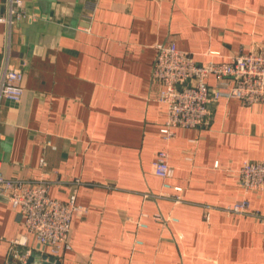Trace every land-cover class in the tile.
Masks as SVG:
<instances>
[{
	"label": "crops",
	"instance_id": "0c3cea01",
	"mask_svg": "<svg viewBox=\"0 0 264 264\" xmlns=\"http://www.w3.org/2000/svg\"><path fill=\"white\" fill-rule=\"evenodd\" d=\"M7 2L0 0V17ZM25 10L10 35L0 22V77L6 59L24 72L21 99L0 98L3 171L45 179L63 201L79 178L77 202L85 208L73 215L70 249L52 255L31 235L35 257L264 264V221L226 210L248 198L251 212L264 214V192L246 195L238 180L244 160H264V101L221 98L208 124L176 128L167 140L162 85L151 75L159 42L174 41L201 63L258 49L264 0H26ZM160 150L169 153V181L182 187L181 202L158 196ZM26 233L19 212L0 197V261L11 239Z\"/></svg>",
	"mask_w": 264,
	"mask_h": 264
},
{
	"label": "built area",
	"instance_id": "2783aa9c",
	"mask_svg": "<svg viewBox=\"0 0 264 264\" xmlns=\"http://www.w3.org/2000/svg\"><path fill=\"white\" fill-rule=\"evenodd\" d=\"M26 0H8L7 11L0 17L9 27L28 16ZM156 55L152 64V80L162 88L159 100L166 105L167 120L161 128L165 139L175 135L176 128H199L209 123L212 105L221 98H239L246 104L264 101V45L248 53L233 55L229 61L210 60L198 62L176 42H159L155 45ZM215 76L216 83L210 85L208 78ZM24 72L9 64L6 59L0 77V98L18 101L23 96ZM45 165V159L41 160ZM153 172L163 179L164 190L158 196L168 197L176 203L182 201V187L170 183L174 169L169 163L167 150H160L153 162ZM239 185L243 192H264V160H244L238 170ZM67 201L49 194L50 182L45 179L25 180L9 178L3 171L0 159V197L5 198L23 219L26 234L11 239L5 260L0 264H34L31 258L35 250L28 246L32 235L43 247H49L52 255L70 249L71 222L75 213L85 208L78 204L79 178L75 179ZM171 190V191H170ZM226 210L235 214H254L264 221V214L251 212L250 201L244 198L228 206ZM142 216H147L142 213ZM174 219V218H172ZM140 227L147 224L138 220ZM137 243L141 241L137 240ZM22 248H19V247Z\"/></svg>",
	"mask_w": 264,
	"mask_h": 264
},
{
	"label": "water",
	"instance_id": "95a60500",
	"mask_svg": "<svg viewBox=\"0 0 264 264\" xmlns=\"http://www.w3.org/2000/svg\"><path fill=\"white\" fill-rule=\"evenodd\" d=\"M34 264H53L52 258H49L48 255H44L42 257H34L30 259V262Z\"/></svg>",
	"mask_w": 264,
	"mask_h": 264
}]
</instances>
